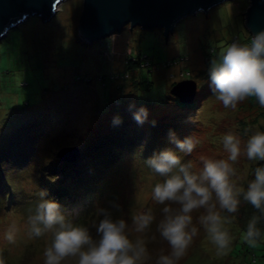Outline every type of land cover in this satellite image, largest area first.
<instances>
[{
    "label": "rangeland",
    "instance_id": "374dc122",
    "mask_svg": "<svg viewBox=\"0 0 264 264\" xmlns=\"http://www.w3.org/2000/svg\"><path fill=\"white\" fill-rule=\"evenodd\" d=\"M82 2L64 0L50 22L44 24L38 18L30 17L0 40L1 146L5 150L13 145H16L15 149L21 143L25 145L28 139L22 137L28 129L46 134L44 141L33 140L27 153L15 152L9 163L2 164L3 170L0 168L1 176L9 182V186L6 183L0 186V257L4 258L5 264L44 262L43 252L51 234L39 238L27 234V219L35 210L41 189H46L49 198L60 203L61 211L68 218L90 227L93 233V225L100 219V208H108L114 217L125 219L129 225L133 215L150 211L155 220L149 229L143 234L132 233L133 239L140 236L146 242L149 258L144 264H156L161 253L170 252L169 245L157 231L165 205L152 199L154 185L163 178L145 164L153 153L146 155L137 146L129 147L127 139L121 144L120 155H115L118 159H109L108 164L112 167L103 176L92 174V169L83 170L90 160L80 165L86 157L90 158V153L81 154L90 131L98 124L101 130L108 128L113 116L122 114V110H113L118 101L121 105L132 104L134 99L139 105L149 103L153 108H148V118L153 114L160 116L166 111L151 112L163 105L157 100H165L166 93L169 100L172 98V83L194 80L197 84L196 112L188 119L185 116L179 118V121L186 119L187 128L170 127L180 139L187 133L186 136L200 141L190 155L176 152L183 162H192L194 171L202 167V157L227 159L222 144L224 134H237L243 146L252 132L264 131V107L256 99L248 97L235 109L225 108L211 90L210 79L205 81L209 75L199 74L206 69L205 58L211 48L216 50L211 60L218 61L219 53L229 45L227 41L247 42L250 35L243 25L244 13L249 6L247 0L225 2L211 9L206 16L197 13L181 20L167 43L161 31L130 30L127 26L120 33L91 44H83L77 32ZM135 52L149 58L154 68L152 73L145 70L130 73L139 80L136 89L128 83L119 93L113 91L110 79L104 78L103 83L99 81L103 75L125 71L126 58ZM180 56L179 64L170 69L163 67L168 60ZM147 82H151L149 89L145 86ZM4 118L7 127L3 126ZM128 123H124L127 134L130 132ZM157 144L159 151L175 148L170 142L158 141ZM61 146L76 147L77 157L71 162L60 160L57 152ZM255 162L247 160L242 151L234 164L239 186L246 188ZM73 163L80 165L77 171H72L77 167ZM69 165L72 168H67ZM84 174L88 175L87 183L78 184L82 178L77 181V177ZM113 203L119 204V210L111 207ZM248 207L249 204L241 200L238 213L228 225L233 241L226 255L217 253L216 246L198 224L202 210L194 212L193 224L199 232L178 264H264L263 243L258 242L255 247L246 244L251 249L249 255L243 252L245 245L238 236L239 231L246 228L245 220H249L243 221ZM13 225L17 229L16 239L9 243L5 233ZM63 264H74V261L69 258Z\"/></svg>",
    "mask_w": 264,
    "mask_h": 264
},
{
    "label": "clouds",
    "instance_id": "9594fccd",
    "mask_svg": "<svg viewBox=\"0 0 264 264\" xmlns=\"http://www.w3.org/2000/svg\"><path fill=\"white\" fill-rule=\"evenodd\" d=\"M210 87L225 108L235 109L248 97H255L264 107V29L251 37L250 44L234 40L219 53V60H211L209 67ZM132 119L138 125L148 121V109L135 104L128 106ZM119 115L113 116V126H119ZM155 126V121H152ZM169 142L175 149L190 155L200 143L189 135L180 139L172 129ZM223 149L227 159L201 158L202 167L193 170L192 162H183L173 149H163L147 158L145 164L162 181L154 185L152 199L162 208V219L157 224L160 237L170 247L168 254L161 253L156 264H178L198 235L199 228L193 224V213L202 210L198 224L216 246L217 253L226 255L233 237L228 227L238 213L241 200L250 204L259 215H252L241 235L242 242L255 247L261 239L258 225L264 218V163L254 169V178L246 188L236 182L234 164L242 151L249 161L264 162V131L256 130L243 143L240 137L224 134ZM35 210L27 219V234L39 238L51 234L44 249L43 264H63L72 258L74 264H144L149 258L146 242L140 236L153 224L155 216L150 211L133 215L131 225L122 218L114 217L108 208H100V219L90 227L75 223L61 211L60 203L49 198L46 189L38 192ZM176 207H173V206ZM112 208L119 210V204ZM227 213L228 215H225ZM16 227L10 226L5 233L9 243L16 239ZM0 264H5L0 257Z\"/></svg>",
    "mask_w": 264,
    "mask_h": 264
},
{
    "label": "water",
    "instance_id": "95a60500",
    "mask_svg": "<svg viewBox=\"0 0 264 264\" xmlns=\"http://www.w3.org/2000/svg\"><path fill=\"white\" fill-rule=\"evenodd\" d=\"M64 0H0V40L30 17L42 23L50 22ZM233 0H83L77 32L83 42L91 44L105 40L125 27L130 30L162 31L167 41L177 24L197 13L208 12ZM244 28L252 36L264 29V0H247ZM197 90L194 80L175 83L170 94L184 104L192 103ZM78 155L76 147H63L57 156L71 162Z\"/></svg>",
    "mask_w": 264,
    "mask_h": 264
},
{
    "label": "trees",
    "instance_id": "16d2710c",
    "mask_svg": "<svg viewBox=\"0 0 264 264\" xmlns=\"http://www.w3.org/2000/svg\"><path fill=\"white\" fill-rule=\"evenodd\" d=\"M146 32H148V31H146ZM235 36H237V35L235 34ZM238 38L241 41L243 40V37L240 38L239 35H238ZM168 40H169V38H168ZM168 40L167 41L165 40V42L167 43ZM245 41H246V38H245ZM231 42L227 41V44H230ZM243 42H244V40H243ZM82 43L86 44L83 41H82ZM249 43H251L250 37L247 39V42H245V44H249ZM211 50H212L211 52L208 51V53L206 54V58H205L206 69L204 71L206 73L204 71H201L199 73L203 77H205L206 74L209 75L210 61H211V59H212V57L216 51V50H214V48H211ZM178 59L181 60V56L179 58H173V59L168 60L165 64H163V67H165L166 69L172 68V66H174L175 64H179ZM124 64H125V69H124L125 71L118 73V74L109 73L107 75H103L102 77H99V81H101L103 83L104 78L110 79V82L113 84V88H112L113 91L121 93L122 88L124 87L125 84L129 83L133 89H136L137 86L139 85V80H137L134 75L131 76L130 73H135L136 71H144V70L147 71L148 73H152L154 70L150 59L145 57V56H141L139 53H136V52L132 53V54L130 53L128 55V57L126 58ZM188 78H190V76H188ZM207 78L205 81L209 80V78L208 79ZM174 84H175V82L172 83L171 86H173ZM102 85H104V84H102ZM145 86L147 89H149L151 87V82H147L145 84ZM250 98L252 100L255 99V97H250ZM157 101H160L163 104L162 105L163 107L159 106V109H156V111L153 110V112H151V113L162 112V111H166V112H164V114H160V116H154V114L151 115L148 118V121L142 126L136 124V122L132 119L131 113H129V115H128V112H129L128 106L131 103H125V104L123 103L121 105V102L118 101V104L116 105V107H113V110L114 109L116 111L122 110V114L120 115L122 123L119 126H113V124H111V126H109L108 128H106L104 130H101L100 126H99L100 124H98L97 126H95L94 130L90 131L91 135L86 137V139H87L86 148L84 150H81V154L83 156L90 153V158L88 159V157H86V159H84L80 165H84V163L88 162V160H90L91 163L88 164V167H85V169H83V170H87V168L89 170L92 169V174L98 173V175H97L98 177H99V174L102 175L105 172L109 171V169H111V167H112V166L110 167V165L108 164L109 159H111V157H115V160H117L118 159L117 156L120 155V153L122 152V147H121L122 142L128 141V140H129V143L127 145L129 147H131V146L136 147L137 146L140 149H142L143 153L146 155L147 154L149 155L152 153L154 154L155 151H159L158 150L159 146L157 144L158 141L165 143V144H166V142H169L167 133H168V130L170 129V127L173 125H176L179 128H184L185 126L188 125V124H186L187 122H184L186 119L182 118V119H180V121H181L180 122L179 118L181 116H185L188 119L189 116L194 115L193 112H196V109H197L196 99H194L192 103L184 104V103L179 102V100L174 98L173 96L169 100L167 93H166L165 100L160 99ZM138 103L139 102H137L134 99V102L132 104H135L137 107L141 106ZM147 104H145L143 106H145L147 109L153 108V106H151L149 103H147ZM25 108H27V107H24L23 109H25ZM123 108L125 110H123ZM171 108H173L172 111H170ZM184 112H185V114L182 115V113H184ZM124 113H125V115H124ZM152 121L156 122L155 126H152V123H151ZM170 121H172V124H169ZM126 122L132 123V124L128 123L127 127L130 131L128 134L125 133L126 130H125L124 123H126ZM7 123H8L7 120H5V118H4L3 119V126L7 127V125H8ZM185 128H187V127H185ZM126 135H128V136H126ZM186 135H187V133L182 135V137L184 138ZM45 136H46V134H41L36 129H28L25 136L22 137V138L28 139V141L25 145L21 143L19 145L18 149H15L16 145H13L11 148L7 147L4 150L1 146V143H0V147H1L0 148V164H1L0 168H1V170H3L2 164L9 163L11 161L12 157L14 156L15 152L17 153L18 151L19 152L21 151V152L27 153V151H29L31 149V144L33 143V140L40 141L42 139L44 141L45 139H43V138ZM4 137L5 136H2V138H4ZM16 137L17 136H14L13 138L16 139ZM2 144L4 145V143H2ZM63 147L64 146H61V148H63ZM170 149H173L174 151L179 152L174 147L170 148ZM115 155H117V156H115ZM259 163H264V162H260V161L255 162V164L252 167L251 179L254 178V176H253L254 169L257 166V164H259ZM74 165H77V164H74ZM80 165L79 166L77 165V167L74 168L72 171H77V169L80 167ZM69 167L72 168V165L71 166L69 165L67 168H69ZM85 173H87V172L85 171ZM68 175H69V173H68ZM87 176H88L87 174H84L83 176L77 177V181L82 178V180L78 181V184H83L85 182L87 183V179H86ZM4 183H6L4 175L1 176V174H0V186H3ZM8 183L9 182H7L6 184L9 186ZM94 187H95V185H94ZM252 215H259V213L249 204L248 210L245 211V213H244L243 221L245 218L250 219ZM247 222L248 221L245 220L244 224H247ZM258 227L261 230V239H260L259 243L262 242L264 245V218H262L261 223L258 225ZM245 230H246V228L241 229L239 231L238 236L240 238H241L242 233ZM237 241H239L238 238H237ZM243 244L245 245V247H243V249H244L243 252L250 255L251 249H248L246 247V243H243Z\"/></svg>",
    "mask_w": 264,
    "mask_h": 264
},
{
    "label": "built area",
    "instance_id": "2783aa9c",
    "mask_svg": "<svg viewBox=\"0 0 264 264\" xmlns=\"http://www.w3.org/2000/svg\"><path fill=\"white\" fill-rule=\"evenodd\" d=\"M249 35H250V34H249ZM251 37H252V36L250 35V39H251ZM232 42H233V41H232ZM249 44H250V43H249Z\"/></svg>",
    "mask_w": 264,
    "mask_h": 264
}]
</instances>
